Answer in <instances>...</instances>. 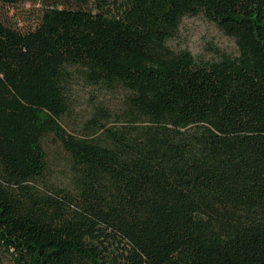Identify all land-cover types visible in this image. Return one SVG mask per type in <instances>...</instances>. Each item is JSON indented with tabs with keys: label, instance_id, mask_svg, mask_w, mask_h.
<instances>
[{
	"label": "trees",
	"instance_id": "trees-1",
	"mask_svg": "<svg viewBox=\"0 0 264 264\" xmlns=\"http://www.w3.org/2000/svg\"><path fill=\"white\" fill-rule=\"evenodd\" d=\"M42 2L0 20V264H264V0ZM198 14L235 54L169 46ZM76 81L121 98L77 131Z\"/></svg>",
	"mask_w": 264,
	"mask_h": 264
},
{
	"label": "rangeland",
	"instance_id": "rangeland-1",
	"mask_svg": "<svg viewBox=\"0 0 264 264\" xmlns=\"http://www.w3.org/2000/svg\"><path fill=\"white\" fill-rule=\"evenodd\" d=\"M42 0L21 2L13 6L0 2V20L22 31L33 27L41 13ZM175 50L186 49L195 57L213 58L218 52L235 54L234 41L224 35L213 22L202 14L181 18L175 35L168 40ZM69 94L70 112L66 117L68 129L80 130L92 114L93 102L99 97L103 105L114 111L121 102L119 92L98 90L78 81L71 85ZM46 151L51 162L60 153V147L52 136L46 138ZM55 163V162H54ZM54 163L51 166L54 167ZM54 179V178H53Z\"/></svg>",
	"mask_w": 264,
	"mask_h": 264
}]
</instances>
